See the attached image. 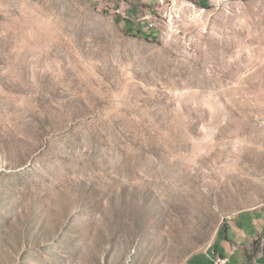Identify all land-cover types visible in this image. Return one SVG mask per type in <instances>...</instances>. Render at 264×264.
<instances>
[{
  "label": "rangeland",
  "instance_id": "374dc122",
  "mask_svg": "<svg viewBox=\"0 0 264 264\" xmlns=\"http://www.w3.org/2000/svg\"><path fill=\"white\" fill-rule=\"evenodd\" d=\"M196 6L0 0V264H185L264 208V0Z\"/></svg>",
  "mask_w": 264,
  "mask_h": 264
},
{
  "label": "crops",
  "instance_id": "0c3cea01",
  "mask_svg": "<svg viewBox=\"0 0 264 264\" xmlns=\"http://www.w3.org/2000/svg\"><path fill=\"white\" fill-rule=\"evenodd\" d=\"M99 1L109 8H118L116 13L120 21L132 27L144 24V15L166 18L165 7L170 3V0ZM186 1L208 7L214 0ZM216 259H226L225 264H264V208L245 209L224 217L210 243L185 264H214Z\"/></svg>",
  "mask_w": 264,
  "mask_h": 264
},
{
  "label": "built area",
  "instance_id": "2783aa9c",
  "mask_svg": "<svg viewBox=\"0 0 264 264\" xmlns=\"http://www.w3.org/2000/svg\"><path fill=\"white\" fill-rule=\"evenodd\" d=\"M190 2V1H189ZM212 3V2H211ZM169 8H170V3H169V6H168ZM196 7H198V6H196ZM157 16V15H156ZM166 21H169V12H167V16H166ZM226 263V259H216L215 261H214V264H225Z\"/></svg>",
  "mask_w": 264,
  "mask_h": 264
}]
</instances>
